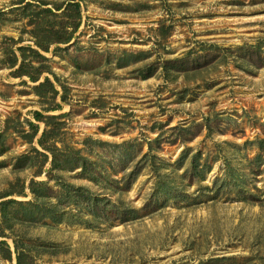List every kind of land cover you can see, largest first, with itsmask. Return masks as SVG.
I'll return each instance as SVG.
<instances>
[{"label":"rangeland","instance_id":"rangeland-1","mask_svg":"<svg viewBox=\"0 0 264 264\" xmlns=\"http://www.w3.org/2000/svg\"><path fill=\"white\" fill-rule=\"evenodd\" d=\"M5 202L0 264H264V0H0Z\"/></svg>","mask_w":264,"mask_h":264},{"label":"trees","instance_id":"trees-1","mask_svg":"<svg viewBox=\"0 0 264 264\" xmlns=\"http://www.w3.org/2000/svg\"><path fill=\"white\" fill-rule=\"evenodd\" d=\"M34 79H35V77H34ZM36 115L38 116H40L41 114L39 113V112H36ZM37 131V130H36ZM45 134V133H44ZM9 193V192H8ZM7 194V193H6ZM74 200H76V199H74ZM12 201H15V200H10V202H12ZM16 202V201H15ZM76 202H78L77 204H79L80 202L79 201H76ZM6 204H7V202H5V203H1L0 204V207H1V211H2V213L5 211L4 209H5V206H6ZM5 235V233H4V231H3V229H1V226H0V236H4ZM7 244V242H6V240H0V245L1 244ZM3 249H2V247H0V252H4V251H2ZM19 247L18 246H16V251L19 253ZM5 256L7 257V258H10L11 257V251H10V246L8 245V247H7V249H6V251H5ZM18 263L19 264H23V261H22V259H21V256H20V253H19V255H18Z\"/></svg>","mask_w":264,"mask_h":264}]
</instances>
